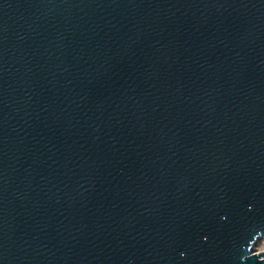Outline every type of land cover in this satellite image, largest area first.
Returning a JSON list of instances; mask_svg holds the SVG:
<instances>
[{
  "label": "water",
  "instance_id": "water-1",
  "mask_svg": "<svg viewBox=\"0 0 264 264\" xmlns=\"http://www.w3.org/2000/svg\"><path fill=\"white\" fill-rule=\"evenodd\" d=\"M264 0H0V264H264Z\"/></svg>",
  "mask_w": 264,
  "mask_h": 264
},
{
  "label": "built area",
  "instance_id": "built-area-1",
  "mask_svg": "<svg viewBox=\"0 0 264 264\" xmlns=\"http://www.w3.org/2000/svg\"><path fill=\"white\" fill-rule=\"evenodd\" d=\"M264 251V243L259 246L257 253Z\"/></svg>",
  "mask_w": 264,
  "mask_h": 264
}]
</instances>
